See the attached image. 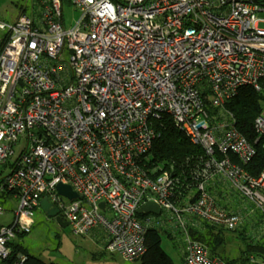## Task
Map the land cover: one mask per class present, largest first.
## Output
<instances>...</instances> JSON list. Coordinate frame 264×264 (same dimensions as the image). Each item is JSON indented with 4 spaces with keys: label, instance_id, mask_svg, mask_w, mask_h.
Listing matches in <instances>:
<instances>
[{
    "label": "built area",
    "instance_id": "built-area-1",
    "mask_svg": "<svg viewBox=\"0 0 264 264\" xmlns=\"http://www.w3.org/2000/svg\"><path fill=\"white\" fill-rule=\"evenodd\" d=\"M32 1L33 16L0 23L8 34L0 52V216L13 215L0 228V264H8L10 241L31 233L45 196L74 235L102 230L105 250L132 262L146 254L154 223L137 211L154 201L184 230L182 264H226L187 224L234 233L246 203L264 220V169L245 168L256 149L226 108L243 87L264 92V4L67 0L80 18L66 28L64 0ZM167 117L208 158L194 193L181 192L170 171L147 168L156 123ZM254 129L264 149V105ZM213 175L235 194L226 193L228 206L206 188ZM59 184L79 197L59 195Z\"/></svg>",
    "mask_w": 264,
    "mask_h": 264
},
{
    "label": "trees",
    "instance_id": "trees-1",
    "mask_svg": "<svg viewBox=\"0 0 264 264\" xmlns=\"http://www.w3.org/2000/svg\"><path fill=\"white\" fill-rule=\"evenodd\" d=\"M259 3L264 4V0H259ZM21 13H26V11L22 9ZM7 39L8 34L5 33L0 40V52L6 44ZM263 105L264 92H258L252 87H243L226 104V108L235 117V127L256 149L255 157L245 167L253 175L260 174L264 169L263 144L262 141L256 143L258 134L254 129V121L259 116ZM156 130L159 136L156 138L149 154L147 168H153L152 170H154V167H156L155 173L170 171L176 176L182 186L181 192L188 189L190 193H194V189L198 183L197 180L202 176L205 164L208 162L204 150L194 145L189 137L176 128L173 121L168 117L159 122L157 121ZM232 160L237 162L236 157H233ZM206 188L223 206L229 205L226 202V193L235 196L220 175H213L211 179L207 180ZM178 204L180 205L179 207L183 206L182 202ZM138 217L145 219L146 215H138ZM260 217L261 219L255 222V225H259H256L257 231H255L254 235L252 234L250 236L247 233V229L243 227L236 231L238 233V239L244 245V249L240 250L238 257H229V255L225 254V252L227 253L224 248L227 246V231L224 228L201 221L196 226L187 224V229L193 240L207 245L210 249L211 256L222 258L226 264H260L264 262V220L261 215ZM174 229L176 230L177 228L174 227ZM177 230L184 236V230L180 227ZM26 236H21L10 245L11 255L8 259V264H19L20 255L26 258L23 264H53L47 263L27 252L21 243ZM168 237L172 238L173 236L169 234ZM146 247L147 252L142 258L141 264H174L173 260L163 251L161 247V234L153 226L147 231ZM252 257L255 258V261H252ZM184 258L185 253L182 257L183 262Z\"/></svg>",
    "mask_w": 264,
    "mask_h": 264
},
{
    "label": "rangeland",
    "instance_id": "rangeland-1",
    "mask_svg": "<svg viewBox=\"0 0 264 264\" xmlns=\"http://www.w3.org/2000/svg\"><path fill=\"white\" fill-rule=\"evenodd\" d=\"M33 1L32 0H0V23L13 22L22 9L26 11L28 16H33ZM63 15L66 28H70L76 24L80 18L78 11H73L67 0H64ZM6 31L0 30V40ZM18 152L19 149L17 148ZM64 202H68L64 200ZM249 209L245 214V222L242 225L247 229V233L251 236L257 231L255 222L261 219L259 211L254 210L250 204H247ZM16 203L11 205L7 210H14ZM147 218L153 219L154 223L151 226L156 228L161 234V247L163 251L173 260L174 264H181L182 257L185 251L186 242L179 230L174 229V223L167 221L166 213L163 212L159 216L146 215ZM12 219V212H6L0 216V224H8ZM38 225L35 227L32 235H27L22 240L23 246L31 255L37 256L47 263L53 264H141L139 261H128L120 254H112L104 252L107 262L101 260L100 253L97 250H91L87 247L82 238L74 235L70 226L63 227L55 219L47 217L41 209L36 211L35 216ZM66 222V220H64ZM256 228H255V227ZM260 228V227H259ZM241 229V228H240ZM32 232V231H31ZM263 232V231H261ZM172 235L169 238L168 235ZM260 234V231H259ZM258 234V235H259ZM238 233L227 232V246H225V254L229 257H238L240 250L244 249V245L238 239ZM18 240V239H17ZM11 250V248H10ZM226 255V256H227ZM22 256V255H21ZM24 257V256H23ZM25 258V257H24ZM26 259V258H25Z\"/></svg>",
    "mask_w": 264,
    "mask_h": 264
},
{
    "label": "water",
    "instance_id": "water-1",
    "mask_svg": "<svg viewBox=\"0 0 264 264\" xmlns=\"http://www.w3.org/2000/svg\"><path fill=\"white\" fill-rule=\"evenodd\" d=\"M254 2H256V0H254ZM57 191L59 195L67 197L69 200H74L79 197L77 193L74 192L71 186L69 185L59 184L57 186ZM101 207L103 208L104 204H101ZM40 208L47 217L55 219L63 227L68 226V223L63 221L60 215V210L49 201L47 196H45L41 200ZM137 214L139 215L154 214L156 216H159L161 214V208L154 201H149L146 204H144L140 209H138Z\"/></svg>",
    "mask_w": 264,
    "mask_h": 264
},
{
    "label": "crops",
    "instance_id": "crops-1",
    "mask_svg": "<svg viewBox=\"0 0 264 264\" xmlns=\"http://www.w3.org/2000/svg\"><path fill=\"white\" fill-rule=\"evenodd\" d=\"M12 219H13V215H12ZM12 219H11V221H12ZM8 224H0V228L2 226H4V225H8ZM37 225H38V222L34 218L33 225H32V232L30 233V235H32V233L34 232V229H35V227ZM79 238H82L84 240V242L86 243V246L87 247H91V250H97L100 253L101 260L107 262V258H106L105 254H104V252H107L105 250L106 235H105V233L102 230L93 231L89 235L84 236V237H79ZM182 263H183V261H181V264ZM105 264H108V263H105Z\"/></svg>",
    "mask_w": 264,
    "mask_h": 264
},
{
    "label": "bare ground",
    "instance_id": "bare-ground-1",
    "mask_svg": "<svg viewBox=\"0 0 264 264\" xmlns=\"http://www.w3.org/2000/svg\"><path fill=\"white\" fill-rule=\"evenodd\" d=\"M13 242H14V241H13ZM13 242L10 241V243H9V248H10V245H11Z\"/></svg>",
    "mask_w": 264,
    "mask_h": 264
}]
</instances>
